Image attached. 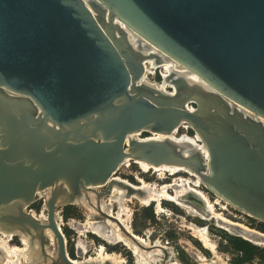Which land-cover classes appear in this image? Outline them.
<instances>
[{
	"label": "water",
	"instance_id": "1",
	"mask_svg": "<svg viewBox=\"0 0 264 264\" xmlns=\"http://www.w3.org/2000/svg\"><path fill=\"white\" fill-rule=\"evenodd\" d=\"M115 21L206 87L172 71L173 95L141 83L143 57ZM261 120L264 0H0V232L36 240L46 258L49 229L51 264H74L56 209L89 187L106 197L129 159L191 170L264 223ZM182 125L206 155L184 138L130 139ZM40 196L45 222L25 212Z\"/></svg>",
	"mask_w": 264,
	"mask_h": 264
},
{
	"label": "bare ground",
	"instance_id": "2",
	"mask_svg": "<svg viewBox=\"0 0 264 264\" xmlns=\"http://www.w3.org/2000/svg\"><path fill=\"white\" fill-rule=\"evenodd\" d=\"M115 23L127 35V39L130 45L132 46V49L139 52L140 55L143 57L144 75L142 77L141 83L149 85L160 92L173 95L175 92L174 86L164 81V79L169 76L170 72L172 71L174 73H188L186 79H189L195 84H198L200 82L204 88L206 87V85L196 75L186 71V69L181 67L178 63H176L172 59H169L157 48L152 45H149L137 35L130 32L119 22L115 21ZM146 66L153 71L161 69V83H150L145 79ZM167 90H169L170 92H167ZM238 109L243 111L246 115L252 117L250 113L243 110L242 108L238 107ZM262 123L264 122L262 121ZM179 129L189 130V127L182 125ZM178 130L170 135L150 133L151 136L146 138H140V133H135L130 136V139L132 140V138H134L139 141H145L148 139L162 140L163 138H168L177 141L181 138H184L192 142L194 146L192 148L193 150L197 149L201 152L202 155L206 153L200 145L199 138L197 135H194V137H190L187 134H180L181 136H178ZM189 151H191V149L186 151L184 155H187ZM130 164L136 165L141 174H148L149 172L154 173L156 175V181L165 180L166 176H170L171 178H173V183L169 184L160 182V185L156 181L148 183L137 174L134 178L136 183H130L125 179L114 178L113 175L111 179L114 181V183L111 185L109 194L106 197L98 196L95 193L97 189L103 186L89 187L87 190L82 192L78 198L73 201L71 206H77L81 208L86 214L87 221L83 226L86 233L88 232L89 234L98 237L103 242L109 245L122 244V246H124L128 251L131 252L133 257L135 258L136 264H156L157 261H155L153 257L161 256L163 252L167 249L163 247L159 241H155L153 244H151L148 237L147 239H144L133 232L130 226V210L126 206L127 203H132L133 200L136 201L142 207L153 206L155 214H160L164 212V208L162 207V202L164 201L174 202L177 205L181 206L183 209L190 212L194 210H192V208L190 206H187L186 204L199 203L200 207L202 208L201 211L206 212L207 216H210V219L216 220V223L218 224L217 226H219V228L225 229L226 226L235 227L239 230V235L243 240L248 241L256 246L262 244L264 234L254 229H250L244 224L228 222L226 219H224L223 216L215 212L214 205H217L220 201L226 206L229 205L219 197H217V200L212 204L206 197L205 193H202L200 191L199 187L202 185L200 179L198 175H196L191 170L182 167L167 165L152 167L143 161L132 162V160L130 159L126 160L121 166H129ZM182 173L187 174L188 177L186 178L180 176ZM40 198L42 199L44 197L40 196L39 199ZM113 204H116L118 208V212L116 214L112 212ZM42 208L43 210L39 215V218L33 213L30 214L41 222H45L46 214H44V205ZM57 215L58 214H56L55 220L56 225L59 228V231L62 233L60 229V224L57 221ZM95 216L103 217V222H91V219ZM187 229L191 231V235L195 239H197V241L202 242V247L205 248L204 250H211L212 254L216 258V249L214 244L208 237L207 229L199 228L192 224H190ZM42 232L49 242V246H44V252L47 255L46 258L41 255L40 248L36 240H31L26 235H18L11 233L6 236L4 235V233L0 232V264H50L53 260H56V242L52 235V232L49 229H43ZM252 235L257 236L258 238H253ZM13 237H18L20 239L22 247L9 245V241L13 239ZM64 241L66 244L65 236ZM50 247H52L53 250L50 249ZM77 249L86 253L85 248L82 247L81 244L77 246ZM48 254H50V256H48ZM68 258L74 264L124 263L123 259L117 254L106 252L103 245L99 246L98 250H96L94 257L85 258L81 262L74 260L69 256ZM199 261H201L203 264H216L215 262H207L202 257L199 258Z\"/></svg>",
	"mask_w": 264,
	"mask_h": 264
},
{
	"label": "rangeland",
	"instance_id": "3",
	"mask_svg": "<svg viewBox=\"0 0 264 264\" xmlns=\"http://www.w3.org/2000/svg\"><path fill=\"white\" fill-rule=\"evenodd\" d=\"M160 73L162 74L161 69H157L155 72L146 66L145 79L150 83H161L159 78ZM167 92L170 91L167 90ZM180 134H187L190 137H194V133L190 130L186 131L185 129H179L177 135L181 136ZM150 136L149 133H140L139 137L146 138ZM136 174L148 183L156 181V175L154 173L149 172L148 174H141L134 164L119 167L114 174V178H121L130 183H136L134 179ZM180 176L188 177V175L184 173ZM156 182L159 185L161 183L170 184L173 183V178L166 176L165 180ZM199 189L202 193H205L212 204L217 200V197L205 190L202 185ZM103 191L104 187H101L97 189L95 193L100 196ZM186 205L190 206L194 211H187L170 201L162 202L164 212L160 214H155L153 206L142 207L134 200L132 203L126 204L127 208L130 210V226L133 232L144 239L148 237L151 244L155 241H159L161 245L167 249L163 252L164 255L153 257L155 261H157L156 264H167V262L168 264H203L199 261L200 257L207 262H215L216 264H234L245 257H249L248 262L245 264H264V241H262L261 245L257 246L250 243V248H247L246 253H244V251L234 248V245H238V241L235 243L233 239L243 240L237 228L229 226H226L225 229L219 228L216 220L210 219V216H207L206 212L201 211L202 208L199 203H187ZM42 207L43 201L40 199L27 207L25 212L30 211L39 218L43 210ZM214 210L228 222L241 223L248 226L250 229L264 234V223L252 219L232 207L226 206L221 201L217 205H214ZM112 212L114 214L118 212L116 204L112 205ZM56 214H58L57 221L65 236L66 251L70 258L81 262L85 258L94 257L96 250H98L100 245H103L106 252L115 253L120 256L123 259V264H136L135 258L131 252L122 246V244L109 245L98 237L88 232L86 233L83 226L87 221V216L81 208L71 205L61 206L56 209ZM93 218L91 222H103V217L101 216H95ZM190 224L207 229L208 237L216 249V258L211 250H204L205 248L202 247V242L197 241V239L191 235V231L187 230ZM80 244L85 248L86 253L77 249V246ZM9 245L22 247L18 237H13V239L9 241ZM237 247H245V245L239 244ZM50 249H52V247H50ZM48 256H50V254H48Z\"/></svg>",
	"mask_w": 264,
	"mask_h": 264
},
{
	"label": "trees",
	"instance_id": "4",
	"mask_svg": "<svg viewBox=\"0 0 264 264\" xmlns=\"http://www.w3.org/2000/svg\"><path fill=\"white\" fill-rule=\"evenodd\" d=\"M147 209V208H146ZM234 240V242L236 243L237 241V243H238V245L239 244H243V245H245V247H237L238 245H234V248H238L240 251H244V253H246V251H247V248H250V243H248V242H246V241H244V240H237V239H233ZM233 242V243H234ZM248 259H249V257H245V258H243V259H241V260H239V261H237V262H235L234 264H245V263H247L248 262Z\"/></svg>",
	"mask_w": 264,
	"mask_h": 264
},
{
	"label": "flooded vegetation",
	"instance_id": "5",
	"mask_svg": "<svg viewBox=\"0 0 264 264\" xmlns=\"http://www.w3.org/2000/svg\"><path fill=\"white\" fill-rule=\"evenodd\" d=\"M169 202V201H168ZM188 230V229H187ZM261 233V232H260ZM263 234V233H262ZM253 238H258L257 236L255 235H252ZM245 241V240H244ZM262 241H264V238L262 239ZM248 242V241H247ZM250 243V242H249ZM252 244V243H251Z\"/></svg>",
	"mask_w": 264,
	"mask_h": 264
},
{
	"label": "built area",
	"instance_id": "6",
	"mask_svg": "<svg viewBox=\"0 0 264 264\" xmlns=\"http://www.w3.org/2000/svg\"><path fill=\"white\" fill-rule=\"evenodd\" d=\"M156 72V71H155ZM153 75H155V74H153ZM159 78H160V80L162 81V74H159ZM187 131V130H186Z\"/></svg>",
	"mask_w": 264,
	"mask_h": 264
}]
</instances>
